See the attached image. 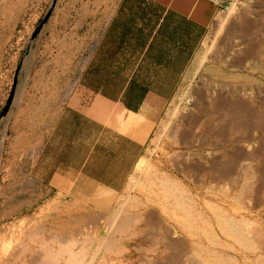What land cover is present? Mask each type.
Returning <instances> with one entry per match:
<instances>
[{
	"label": "rangeland",
	"instance_id": "374dc122",
	"mask_svg": "<svg viewBox=\"0 0 264 264\" xmlns=\"http://www.w3.org/2000/svg\"><path fill=\"white\" fill-rule=\"evenodd\" d=\"M110 1L0 0V264H90L104 237L93 264H264V76L240 64L264 51V0H232L235 13L225 20V10L217 17L196 66L201 56L207 58L156 126L122 195L104 190L97 198L83 196L71 183L52 181L47 130L60 117L75 124L67 104L61 110L71 93L59 92L60 85L75 87L76 76L66 71H76L83 34L92 32L98 7ZM50 12L41 33L51 31L49 40H32ZM234 85L253 87L260 100L257 117L236 133L235 120L224 121L227 110L217 104ZM188 134L197 136V147L207 137L214 151V164L206 167L212 180L199 178L198 210L182 227L187 235L181 238L191 244L126 261L124 235L117 233L135 227V216L141 218L148 206L162 209L163 227L178 223L171 209L176 185L165 184L169 180L160 174L185 150L181 138ZM224 219L238 223L239 233L227 230ZM168 243L165 237L167 248Z\"/></svg>",
	"mask_w": 264,
	"mask_h": 264
},
{
	"label": "crops",
	"instance_id": "0c3cea01",
	"mask_svg": "<svg viewBox=\"0 0 264 264\" xmlns=\"http://www.w3.org/2000/svg\"><path fill=\"white\" fill-rule=\"evenodd\" d=\"M231 1L111 0L98 7L92 32L83 34L78 47L76 71H66L76 76L75 87L61 84L59 90L71 93L60 107L63 110L67 104L75 124L62 122L60 117L47 130L52 181L60 178L83 196L96 198L104 190L112 196L126 191L138 163L148 153L156 126L185 80L194 76L210 29ZM41 33L38 41H48L52 35L48 30ZM249 116L246 124L257 114ZM181 139L185 150L171 169L160 174L176 185L171 188L176 193L171 209L177 212L178 223L172 225L173 230L163 227L162 209L148 206L141 218L135 216V227H122L117 233L124 235L126 261L143 259L144 253L180 250L190 243L181 238L187 235L182 227L185 218L198 210L199 178L212 180V171L206 167L213 166L214 151L207 146V137L201 147H197L195 134Z\"/></svg>",
	"mask_w": 264,
	"mask_h": 264
},
{
	"label": "bare ground",
	"instance_id": "6f19581e",
	"mask_svg": "<svg viewBox=\"0 0 264 264\" xmlns=\"http://www.w3.org/2000/svg\"><path fill=\"white\" fill-rule=\"evenodd\" d=\"M235 10H236L235 4H232V7L227 8V14L225 16V20L228 17H231V15H233L235 13ZM256 52H254L253 54H250V55L249 54L246 55L242 59L240 64L243 67V69L246 71H249V73L254 74L256 72H259L260 74H262L264 76V51L259 52V53L258 52L256 53ZM206 58L207 57H205V56L200 57L198 64L196 66V71L200 70L199 68L203 65V62L205 61ZM241 77H243V76H241ZM247 77H250V76H247ZM219 88H220V90H222L221 87H219ZM258 88H261L260 85L258 86ZM220 90H219V92H220ZM226 90L227 91L225 92L226 93L225 96L221 93H218V94H221L222 97L220 96V98L218 100L219 103H217V104H218L221 111H223L225 109L227 110L226 113L223 114V116H224L223 120L224 121L227 122L228 120H230L233 123V121L235 120L236 125L234 127V130L236 133V132L240 131V129L246 124L245 121H247V120H245V119H246L248 114L250 116L256 115V114H254L256 111V110L254 111V106L256 104L255 102L257 101L256 100V90L253 87L246 88L245 86H238V85H234L233 87H231V89L229 88ZM257 93H258V91H257ZM259 101H257V102H259ZM177 113H178L177 109L173 110V112L171 114V118H173V117L175 118V116H177L176 115ZM260 118L262 119V117H260ZM169 123H171V122H169ZM226 176H227V174H226ZM163 182H165V184H168V185L171 184V186H173V182H171V181L164 180ZM129 198H131V197H129ZM129 198H127V200ZM224 222H225V227L227 230H229L231 232L234 231V232H236V234L239 233L237 230L239 229L240 226L238 225V223L233 221V219H231V220L230 219H224ZM106 241H107V237L106 238L104 237L100 241V245L98 246L96 253L93 257L94 260L90 264H93L94 261L97 259L98 255L101 251V248L103 247V245ZM44 264H49V263H44Z\"/></svg>",
	"mask_w": 264,
	"mask_h": 264
},
{
	"label": "water",
	"instance_id": "95a60500",
	"mask_svg": "<svg viewBox=\"0 0 264 264\" xmlns=\"http://www.w3.org/2000/svg\"><path fill=\"white\" fill-rule=\"evenodd\" d=\"M50 16H51V12L45 17V19L42 21V23L39 25V27L35 30V32L32 35V40H35L37 38V36L41 33L44 25L48 22ZM12 102H13V96L8 101V104H7L6 108H5L2 116H4L10 110Z\"/></svg>",
	"mask_w": 264,
	"mask_h": 264
}]
</instances>
